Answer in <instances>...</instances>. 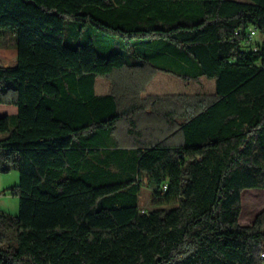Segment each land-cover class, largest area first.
Returning a JSON list of instances; mask_svg holds the SVG:
<instances>
[{
    "label": "trees",
    "instance_id": "trees-1",
    "mask_svg": "<svg viewBox=\"0 0 264 264\" xmlns=\"http://www.w3.org/2000/svg\"><path fill=\"white\" fill-rule=\"evenodd\" d=\"M5 27L18 212L0 209V264H264V208L238 222L241 192L264 189V0H0ZM146 69L214 93L140 98Z\"/></svg>",
    "mask_w": 264,
    "mask_h": 264
},
{
    "label": "rangeland",
    "instance_id": "rangeland-1",
    "mask_svg": "<svg viewBox=\"0 0 264 264\" xmlns=\"http://www.w3.org/2000/svg\"><path fill=\"white\" fill-rule=\"evenodd\" d=\"M245 1V0H239ZM65 30L68 32V24H65ZM15 41V34L9 27L0 28V44ZM138 75L149 76V80L144 84L140 94L143 96L145 88L149 92L158 91L160 93H178V94H162L160 96H181L190 100L198 97L208 98L214 93V80L200 77L195 81H184L178 77L163 72L147 71L143 74L142 71ZM139 77V76H138ZM151 80V81H150ZM150 81V82H149ZM148 82L150 83L148 85ZM111 79L98 78L95 84L96 91L100 94L101 90L108 91L110 89ZM98 87V88H97ZM101 89V90H100ZM4 133H0V138L4 137ZM167 145H178L183 143L181 133H175L165 140ZM18 182V173L11 170L7 173L0 172V209L12 215L18 212V198L4 191ZM138 204L142 209L152 207V191L145 182L140 187L138 194ZM264 208V189H245L241 192V212L238 217V222L241 225H248L252 222L254 216Z\"/></svg>",
    "mask_w": 264,
    "mask_h": 264
},
{
    "label": "crops",
    "instance_id": "crops-1",
    "mask_svg": "<svg viewBox=\"0 0 264 264\" xmlns=\"http://www.w3.org/2000/svg\"><path fill=\"white\" fill-rule=\"evenodd\" d=\"M16 56H17V50L15 48V41L12 40L9 43H2V44H0V66L6 67V66H14V65H16V62H17L16 61ZM147 71H148V69H146V70H144L142 72H143V74H145ZM149 71L152 72V70H149ZM99 78H102V77H99ZM97 79H96V81H97ZM181 80H183V79H181ZM184 81H194V80H184ZM149 82H148V85L150 84ZM95 84H96V82H95ZM112 88H113V85H112V87L110 86V89L108 91H104V90H101L100 89L101 92H102L100 94L96 91V88H95V93H96V95H108V94H111L112 93ZM142 93L144 95L142 96L140 94V98H144V97L149 96V95L178 94V93H171V92L170 93H166V92L165 93H160L158 91L149 92V90H147V87L145 88L144 92H142ZM15 113H16V108L13 105L0 104V116L1 115H12V114H15Z\"/></svg>",
    "mask_w": 264,
    "mask_h": 264
},
{
    "label": "built area",
    "instance_id": "built-area-1",
    "mask_svg": "<svg viewBox=\"0 0 264 264\" xmlns=\"http://www.w3.org/2000/svg\"><path fill=\"white\" fill-rule=\"evenodd\" d=\"M256 34H257V32L254 28H249V30L246 34V43H248V44L252 43L256 38ZM164 189H165V185H164ZM261 257L262 258L264 257V251L261 253Z\"/></svg>",
    "mask_w": 264,
    "mask_h": 264
}]
</instances>
